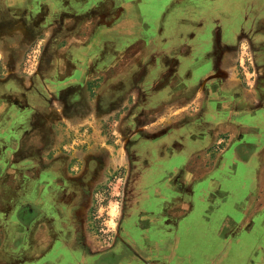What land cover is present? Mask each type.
I'll return each mask as SVG.
<instances>
[{"label":"crops","instance_id":"crops-1","mask_svg":"<svg viewBox=\"0 0 264 264\" xmlns=\"http://www.w3.org/2000/svg\"><path fill=\"white\" fill-rule=\"evenodd\" d=\"M106 2L47 0L46 5L40 6L39 11L46 12L41 23L44 28L42 31L47 33L51 26L56 27L49 33L54 35L51 39L54 44L53 55L56 72L60 76L73 74L70 60L76 57L85 59L90 72L95 57L108 60L112 52H119L122 47L118 44V38L98 41L101 28L112 27L110 29L122 31L127 36L123 53L129 52L138 42H146L145 46L150 42L146 36L149 26L145 24L147 16L144 8L134 3L132 7L131 3L118 6ZM132 10L138 13L141 21L138 25L135 19H131ZM136 25L138 30L133 27ZM124 26L128 29L120 30ZM257 28L263 31V22ZM94 43L97 46L92 53L82 54ZM212 43L207 54L197 56L181 52L173 58L179 61L178 65L181 60L183 62L184 56V59L189 57L187 59L195 65L204 59L208 60L205 69L197 67L201 70L199 79L194 67L184 70L164 63L158 75L143 83V90L174 92L177 96V75H183L187 82L190 75H196L198 84L190 97H175L163 108L164 112H172L165 118L176 128L190 119L199 120L195 125L196 130L189 135L205 138L204 146L187 156L180 171L167 181L169 186L173 185L179 190L176 200L169 202L166 212L161 215L170 220L172 225L168 233L173 234L174 227L179 238L175 237L176 234L169 235L171 237L162 240L158 247H152L148 238H145L149 234L148 231L144 232L143 212V220L140 219L137 222L140 226L137 225L145 236L144 241L124 238V250H104L88 224L95 191L92 190L85 203L82 198L72 203L66 189L75 181L70 177L71 162L66 164V168V165L53 164L50 167V164L41 163L39 155H46L50 143L47 142L43 148L34 145L39 135L48 138V132L40 131V121H45L50 128L49 133H54L50 135L57 136L56 124H64L70 118L64 120L65 114L58 119L41 120L43 110L35 109L32 106L35 103L31 100L32 93L40 85L32 84L23 90L16 85L0 89V264L225 263L224 258L217 261L213 255L223 250L225 256L231 241H239L252 219L264 212V55L253 53L256 67L252 78L248 77V73L241 77L238 72L241 57L237 49L239 42L235 40L234 44H226L223 38L219 39L215 30ZM143 51L144 46L138 52ZM235 51L238 53L237 58ZM127 55L132 56L130 52ZM111 72L116 73L115 70ZM118 79L117 76L112 78L111 85L118 83ZM215 86L218 97L227 102V107L216 103ZM75 87L53 91V100H59L62 94L75 92ZM76 99L70 100L72 107L76 106ZM20 108L35 110L28 117H10ZM225 108L222 119H210L209 116L214 117ZM186 112L193 117L189 118ZM98 120L102 121L101 118ZM185 135L182 134L181 138ZM111 147L116 149L114 144ZM61 169L70 175L65 178L62 174V179L57 180L54 176L50 177V171ZM38 172H43L42 179L36 174ZM56 183L60 184L61 190H54ZM177 206H182L181 210ZM217 219L219 221L215 222ZM215 224L217 226L214 228ZM108 253L111 255L107 256Z\"/></svg>","mask_w":264,"mask_h":264},{"label":"rangeland","instance_id":"rangeland-1","mask_svg":"<svg viewBox=\"0 0 264 264\" xmlns=\"http://www.w3.org/2000/svg\"><path fill=\"white\" fill-rule=\"evenodd\" d=\"M46 1L0 0V89L16 85L23 90L32 84L40 85L32 93L31 100L35 109L42 108L41 120L58 119L65 114L64 120L70 118L64 124H56L57 136L50 135L54 133H49L48 125L40 121V131L48 132V138L39 135L34 145L43 148L47 142L56 140L61 147L65 132V149L71 154H80L87 163L113 162L111 178L97 188L89 217V228L102 248L124 250L126 236L131 239L141 237L136 222L143 211L150 217L147 225L155 240L151 245L158 247L166 237L176 234L174 227L173 234L168 233L172 226L170 220L159 216L166 212L169 202H174L178 195L179 189L169 186L167 181L180 171L186 157L201 149L205 142L204 137L189 135L196 130L199 120L190 119L176 128L165 118L172 112H164L163 107L175 97H190L200 76L201 70L197 67L205 69L208 60L195 65L184 56L183 62L181 60L178 65L179 61L173 58L181 52L197 56L207 54L213 46L216 30L224 43L239 42L237 49L241 57L238 72L241 77L248 73V77L252 78L256 67L253 53L262 50L263 46L264 35H256L255 29L258 20L264 19V0H107L118 6L131 3L132 7L144 8L147 16L145 24L149 26V35L146 36L150 42L147 46L146 42H138L129 51L132 56H128L129 52L122 51L127 45V36L122 31L110 29L112 27L101 28L98 41L118 38L122 47L119 52H112L113 57L108 60L95 57L90 72L85 59L76 57L70 60L73 74L64 77L56 72L54 44L48 42L54 36L49 32L56 27L51 26L47 33L41 27L46 12L39 11V8L42 4L46 5ZM132 11L131 19H135L138 25L141 22L138 13ZM137 25L133 26L135 30H138ZM127 29L124 26L120 30ZM96 46L95 43L90 45L82 54L92 53ZM143 46L144 51L139 53ZM235 55L237 58L236 51ZM164 63L184 70L194 67L198 79L196 75H190L187 82L183 75L178 74L177 96L174 92L143 90V83L158 75ZM134 71L136 77L133 79ZM94 73L97 75H91ZM115 76L119 78L118 83L111 85ZM74 86H77L75 92L62 94L59 100H53V91ZM217 91L215 86L216 103L226 106L227 102L218 97ZM73 98H78L74 102L75 107L70 102ZM35 109H17L10 117H28ZM225 113L226 108L209 117L217 121ZM188 116L193 117L191 113ZM182 134H186L183 139ZM112 144L116 145L115 150ZM217 151L220 150L217 148ZM75 158L80 161L79 156ZM45 161H49L48 158ZM73 168L71 166V173H76L78 170ZM177 207L179 210L182 208ZM147 225L145 233H149ZM175 237H178L177 234ZM230 246L225 256L220 250L213 255L214 259L219 261L224 258V264H264V212L252 219L241 239L231 241Z\"/></svg>","mask_w":264,"mask_h":264},{"label":"flooded vegetation","instance_id":"flooded-vegetation-1","mask_svg":"<svg viewBox=\"0 0 264 264\" xmlns=\"http://www.w3.org/2000/svg\"><path fill=\"white\" fill-rule=\"evenodd\" d=\"M260 22H263V27H264V19L263 18L258 20L257 26H258V24ZM255 30H256L255 31L256 35H259V36L260 35H264V33H263L264 30L260 31L258 28L255 29ZM51 39L48 40L49 44H51ZM261 45H263V46H261L262 50H258V52H259L260 55H264V39H263ZM63 138H64V142L62 143L61 147H60V142L59 141H56V140L50 141V144L47 147L46 155L44 157L39 155V158H41V163L50 164V167L53 164L54 165H56V164L66 165L67 163L69 164V162H71V166H74V168L76 170H78L76 173H71V175H70V173L68 171H64L63 172V170L61 169L60 171H58V170L57 171H50L49 172V174L51 175L50 177L54 176V178L57 180V179H62L63 175L65 176V178H67V176L70 175L71 179L75 180L74 182L71 183V185L66 187L67 191L69 192V198L71 199V202L73 203L78 198H82L84 203H85L88 200V197L90 196V193L92 192V190L95 191V195H96L97 188H99L102 184H104L106 181H108V179L111 178V173H112L113 168H114L113 162H111V163L107 162L106 164H102V163L97 162V161H93V162L90 161V162L87 163V162L84 161V159L81 157L80 154H78V155L77 154L76 155L75 154H71V151H68V149L67 150L65 149L67 136L64 137V134H63ZM62 147H64V148H62ZM37 149H39V148H37ZM76 156L80 157V161H76L77 160L75 158ZM47 158H48L49 161H45V159H47ZM66 167H67V165L65 166V168ZM106 172H110V175H109V173L106 174ZM36 174H38L40 179H42L44 177L43 176V172H38ZM92 177H94V178H92ZM90 179H92L94 181L90 182L89 181ZM87 181H88V184H86ZM76 182H77V184H74ZM61 189H62V187L60 186V184L56 183L55 187H54V190L55 191H59ZM92 208H93V206H92ZM92 208L90 209V212H91ZM90 212H89V216H88V224H89ZM143 212H145V214H144L145 215L144 223H145V227H146V225L150 223V221H149L150 217H149V215H146V211H143ZM159 216L162 217L161 214H159ZM140 217H139V220L137 222H140V219H141ZM141 220H143V219H141ZM140 224H142V223H140ZM147 226H148L147 228H149V233L148 234L151 237V235H150V226L149 225H147ZM140 236L141 237L135 238V240L144 241L145 238H148V240L150 241L149 242L150 245H151V243H153L155 241V240L152 239V237L150 239L149 236L145 237L142 234ZM126 238L128 240L131 239L129 236H126ZM156 241H159V240L157 239ZM152 247H154V246H152ZM110 255H111V253H108L107 256H110Z\"/></svg>","mask_w":264,"mask_h":264}]
</instances>
